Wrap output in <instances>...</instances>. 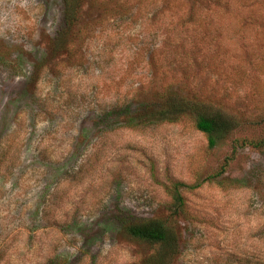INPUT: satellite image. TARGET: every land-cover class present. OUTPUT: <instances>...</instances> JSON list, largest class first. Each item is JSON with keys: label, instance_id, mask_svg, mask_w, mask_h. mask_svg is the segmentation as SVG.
Here are the masks:
<instances>
[{"label": "rangeland", "instance_id": "374dc122", "mask_svg": "<svg viewBox=\"0 0 264 264\" xmlns=\"http://www.w3.org/2000/svg\"><path fill=\"white\" fill-rule=\"evenodd\" d=\"M217 1L84 0L57 50L62 0H0V264H141L125 221L212 177L182 192L175 264H264V151L233 154L264 124L213 150L187 121L122 124L169 87L264 117V0H237L259 20Z\"/></svg>", "mask_w": 264, "mask_h": 264}, {"label": "trees", "instance_id": "16d2710c", "mask_svg": "<svg viewBox=\"0 0 264 264\" xmlns=\"http://www.w3.org/2000/svg\"><path fill=\"white\" fill-rule=\"evenodd\" d=\"M64 29L59 31L54 39V47L62 50L70 36L72 27L75 25L84 0H62ZM228 2L231 11H247L248 19L250 15L257 18L254 11L256 3L243 2L246 5L238 7L237 0H225ZM221 2L217 1L216 7H221ZM245 19L244 17L242 18ZM220 22H224L223 17H219ZM256 20H259L258 18ZM2 45L0 44V58ZM170 88V87H169ZM162 93L154 95L151 101L130 111L123 117V127L129 129H145L162 124H176L189 122L193 129L207 140L209 150L221 146L234 134L244 127H261L264 124V117L258 121L243 120L239 115L225 111L220 103L214 99L203 95H189L176 91L171 87ZM249 147L253 151H264V137L258 140H235L233 142V154L238 150ZM227 161L222 167L221 173L225 172ZM210 179H198L192 185H186L181 181L172 179L164 188L169 197L165 207V216L145 219H130L123 224L124 233L134 241L143 243L151 249L141 262V264H175L180 254V237L178 233V220L186 219L187 205L183 191L198 189L204 182ZM238 181H233L236 186Z\"/></svg>", "mask_w": 264, "mask_h": 264}]
</instances>
